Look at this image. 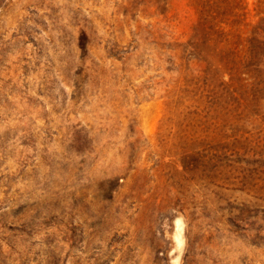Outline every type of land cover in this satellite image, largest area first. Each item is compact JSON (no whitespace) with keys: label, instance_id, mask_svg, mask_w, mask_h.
Listing matches in <instances>:
<instances>
[{"label":"rangeland","instance_id":"rangeland-1","mask_svg":"<svg viewBox=\"0 0 264 264\" xmlns=\"http://www.w3.org/2000/svg\"><path fill=\"white\" fill-rule=\"evenodd\" d=\"M175 261L264 264V0H0V264Z\"/></svg>","mask_w":264,"mask_h":264},{"label":"bare ground","instance_id":"bare-ground-1","mask_svg":"<svg viewBox=\"0 0 264 264\" xmlns=\"http://www.w3.org/2000/svg\"><path fill=\"white\" fill-rule=\"evenodd\" d=\"M177 225H178V232H177V239H179V240H177L179 243H181L182 242V239H180V234H181V229H182V223L178 220V222H177ZM174 264H178V262L177 261H175V263Z\"/></svg>","mask_w":264,"mask_h":264}]
</instances>
